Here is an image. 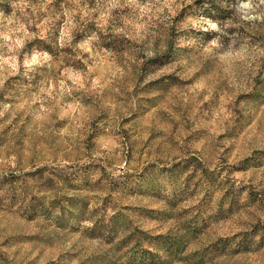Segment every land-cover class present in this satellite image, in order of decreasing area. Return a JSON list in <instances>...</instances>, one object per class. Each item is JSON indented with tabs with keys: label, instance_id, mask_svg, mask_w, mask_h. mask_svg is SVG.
Segmentation results:
<instances>
[{
	"label": "rangeland",
	"instance_id": "1",
	"mask_svg": "<svg viewBox=\"0 0 264 264\" xmlns=\"http://www.w3.org/2000/svg\"><path fill=\"white\" fill-rule=\"evenodd\" d=\"M1 175L0 264H264V0H0Z\"/></svg>",
	"mask_w": 264,
	"mask_h": 264
},
{
	"label": "trees",
	"instance_id": "2",
	"mask_svg": "<svg viewBox=\"0 0 264 264\" xmlns=\"http://www.w3.org/2000/svg\"><path fill=\"white\" fill-rule=\"evenodd\" d=\"M40 168H43V167H40ZM25 174H29V172H26ZM5 177H6V176H4V175H1V176H0V188H2L3 185H4L5 183H7L8 180H9V179H6Z\"/></svg>",
	"mask_w": 264,
	"mask_h": 264
}]
</instances>
